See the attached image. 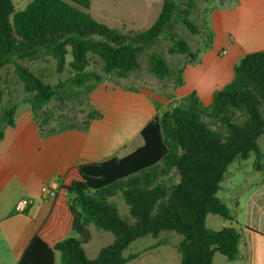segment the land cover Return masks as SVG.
Instances as JSON below:
<instances>
[{"label":"trees","instance_id":"16d2710c","mask_svg":"<svg viewBox=\"0 0 264 264\" xmlns=\"http://www.w3.org/2000/svg\"><path fill=\"white\" fill-rule=\"evenodd\" d=\"M161 2L150 27L124 32L94 19L89 13L91 0H32L17 12L12 0H0V68L13 64L36 120L61 84H44L19 60L51 57L60 73L70 55L68 67L73 75L67 84L77 89L102 82L99 74L87 69L89 55L99 60L104 75L125 78L139 69L140 56L164 34L170 44L168 55L194 60L188 43L172 32V21L176 19L191 35L208 33L211 40L208 28L190 20L198 7L196 0ZM146 69L157 79H171L176 87L182 84L181 71L170 68L154 52L147 53ZM3 96L0 89V104ZM15 113V106L0 113V141L3 127L14 125ZM91 120L92 114L84 125ZM139 136L142 145L123 157L73 168L78 180L63 183L58 190L69 196V226L76 239L50 246L35 234L17 264H55L56 253L59 264H126L138 257L123 255L131 243L146 236L157 239L162 232L181 236L179 264H213L215 253L228 261L237 259L238 230L231 226L210 230L205 221L208 215L231 219L217 192L234 159L254 155L255 170H262L264 152L257 141L264 136V52L247 54L234 64L231 82L213 94L209 111L192 92L171 110L156 113ZM160 164L176 170V184L162 182L157 172ZM116 194L123 198L128 217L122 218L109 202ZM90 226L113 236V242L92 260L83 249L91 240Z\"/></svg>","mask_w":264,"mask_h":264},{"label":"crops","instance_id":"0c3cea01","mask_svg":"<svg viewBox=\"0 0 264 264\" xmlns=\"http://www.w3.org/2000/svg\"><path fill=\"white\" fill-rule=\"evenodd\" d=\"M212 1L196 0L198 7L193 12L197 11L200 19L208 15L202 22L212 33V46L219 50L214 61L222 62L221 58L225 55L223 64L229 83L233 78V66L240 58L264 52V0ZM138 3L140 6L144 4L140 19L124 17L119 20L120 23L128 20L130 27L146 30L157 18L162 2L138 0ZM212 3L214 5L208 6ZM192 92L200 99L197 89ZM213 92L214 89L211 94ZM190 93L178 94L176 90L172 93V100H180ZM130 98L133 110L129 113L131 115L128 114L131 118L129 125L132 124L133 128L134 124L143 120L137 128L139 134L156 111L146 96L130 95ZM153 99L164 106L169 102L158 97ZM123 118L120 116L119 121ZM94 125L91 120L86 126L44 129L33 119L30 108L17 111L16 107L14 125L3 127V139L0 141V264H17L35 234H39L50 246L62 241L57 222L49 224L55 228H48L47 225L54 210L67 211L69 196L66 193L60 196L59 185L78 180L73 168L116 156L119 148L124 147L123 142L111 152L102 153L100 144L103 140L96 139ZM245 175L248 176L247 181H236L232 187L231 207H228L231 219L221 218L226 223L211 221V225L219 226L213 229L207 227L206 218L205 226L214 231L227 226L238 230L239 254L234 261L227 260L229 264H264V170H253ZM46 184L57 186L54 198L41 194L40 188ZM22 200H27L29 205L20 211L18 203ZM99 238L109 240L106 234H99ZM112 242L113 236L108 245ZM59 263V254L56 253L55 264Z\"/></svg>","mask_w":264,"mask_h":264},{"label":"rangeland","instance_id":"374dc122","mask_svg":"<svg viewBox=\"0 0 264 264\" xmlns=\"http://www.w3.org/2000/svg\"><path fill=\"white\" fill-rule=\"evenodd\" d=\"M32 0H12L14 10L22 11ZM157 1V0H155ZM212 2H217L214 0ZM214 5L209 4L208 6ZM144 4L140 6L138 0H91L90 15L106 25H111L121 31H143L144 28L130 27L128 20L121 22V18L127 17L131 20H138L143 15ZM181 7V6H180ZM179 7V8H180ZM137 12L139 14H135ZM208 17L203 15L200 19L197 11L193 12L190 20L197 26H204L203 19ZM172 32L179 38L184 39L191 52L194 54V60H189L185 55H168L167 48L170 44L165 39V34L161 35L153 46L148 48L139 58V69L130 73L125 78H118L114 75L106 76L101 72V63L99 60L89 55L88 70L93 71L101 76V83L88 84L82 88H73L67 84V80L72 77L73 73L68 67L71 56L67 55L65 66L60 73L56 72L55 60L51 57L43 59L19 60L18 62L24 67L29 68L44 84L52 87L61 84L56 90L54 99L39 113L36 121L44 129H64L84 125L86 118L93 115L94 134L96 139H102L100 144L103 152H111L114 147L117 148L124 142V147H120L117 153L118 157H123L142 145V139L137 134V128L140 123L130 124V111L132 99L130 95L143 96L151 103V107L156 113H162L171 110L174 106L179 105L181 100H172V93L177 90L178 94L192 93L193 89L200 95V103L205 111H209L213 100V94L222 90L229 83L226 80L224 66L225 55L222 56V62H215L214 57L219 53L218 48L212 46L208 33L205 35H191L185 30L180 23L173 19ZM212 36V33H211ZM154 52L159 55L170 68L181 71L182 84L175 86L171 79H157L147 72V53ZM13 64H6L0 68V89L4 92L0 104V113L10 107L16 106L17 111L29 109L26 105L28 95L23 89L22 83L14 74ZM232 75V73H231ZM227 83V84H226ZM214 89L213 94L211 91ZM196 94V93H195ZM189 95V94H188ZM153 97L169 101L167 105L160 104ZM120 105V106H119ZM118 107L120 109L118 110ZM93 111V112H92ZM129 114V115H128ZM122 120L119 121V117ZM84 121V122H83ZM133 130V131H132ZM132 131V132H131ZM134 134V136H131ZM260 149L264 152V136L257 141ZM103 146V147H102ZM255 158L251 155L246 160L234 159L227 167L223 181L220 183V189L217 197L227 207H231L232 187L236 181H247L246 173H251L254 168ZM262 170H264V160H262ZM157 172L162 175L160 178L167 186L176 184L179 176L175 169H165L160 164ZM60 196L65 193L60 190ZM109 202L117 209L119 215L128 217V208L125 205L120 194H116L109 199ZM229 209V208H228ZM68 213L66 210L53 211L49 220L48 228L52 223L57 222L59 228V239H76V235L70 230L68 224ZM223 223L220 217L215 215L207 216V227L218 228L211 225L210 222ZM226 223V222H225ZM51 224V225H49ZM51 226V227H50ZM55 228V227H52ZM91 235L90 242L83 247L85 257L89 260L94 259L102 247L111 242L112 235L107 232L98 231L93 226L89 227ZM99 234H106L109 240L104 241L99 238ZM181 236L175 232H162L157 239L150 236L139 238L129 245L123 252L124 256L138 254V257L126 264H179V254L177 252L178 242ZM213 264H229L227 259L215 253Z\"/></svg>","mask_w":264,"mask_h":264},{"label":"built area","instance_id":"2783aa9c","mask_svg":"<svg viewBox=\"0 0 264 264\" xmlns=\"http://www.w3.org/2000/svg\"><path fill=\"white\" fill-rule=\"evenodd\" d=\"M40 192L46 198H54L57 192V186L55 184H46L40 188ZM29 205L27 200H22L18 203V209L20 211L25 210V208Z\"/></svg>","mask_w":264,"mask_h":264}]
</instances>
